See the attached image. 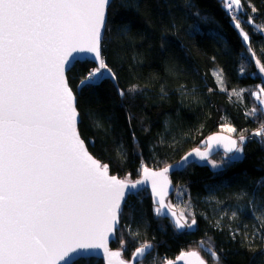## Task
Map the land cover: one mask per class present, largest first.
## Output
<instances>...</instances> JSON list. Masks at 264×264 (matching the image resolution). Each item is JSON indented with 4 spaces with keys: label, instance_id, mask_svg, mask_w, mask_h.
Listing matches in <instances>:
<instances>
[{
    "label": "trees",
    "instance_id": "trees-1",
    "mask_svg": "<svg viewBox=\"0 0 264 264\" xmlns=\"http://www.w3.org/2000/svg\"><path fill=\"white\" fill-rule=\"evenodd\" d=\"M121 2L113 0L102 43L103 59L115 80L77 93L79 131L94 157L108 164L112 174L137 179L145 166L161 169L203 147L207 137L225 125L246 139L238 161L222 158L219 170L208 161L199 162L172 175L176 189L185 190L186 213L196 218L193 229L178 232L169 220L156 216V206L144 190L126 200L124 231L111 247L130 259L136 248L153 244L145 264H164L197 250L212 264L200 251L199 242L205 241L221 264H264V228L258 229L256 219L264 215V112L252 94L262 80L252 75L256 67L242 56L240 33L221 0H123L125 7ZM242 4L241 27L259 56L264 36L254 25L264 26V0ZM249 16L253 24L247 23ZM121 24H127L130 33L119 32ZM95 68L94 63L75 64L68 73L74 92L81 77ZM133 87L136 91L130 93ZM242 89V96L232 94ZM257 131H263L261 136L254 135ZM257 231L249 247L245 236ZM78 264L103 262L94 258Z\"/></svg>",
    "mask_w": 264,
    "mask_h": 264
},
{
    "label": "snow or ice",
    "instance_id": "snow-or-ice-1",
    "mask_svg": "<svg viewBox=\"0 0 264 264\" xmlns=\"http://www.w3.org/2000/svg\"><path fill=\"white\" fill-rule=\"evenodd\" d=\"M221 3L241 35L242 56L257 69L252 75L261 77L262 84L252 94L264 105V48L258 56L241 27L242 0ZM112 6L113 0H0V264H78L94 259L101 251L112 264L111 258L121 252H110L108 242L110 237L116 241L117 233L124 231L121 216L126 190L127 195H136L138 186L146 181H151L158 198L153 210L156 216L167 217L177 230L196 225L195 216L189 223L165 204L169 172L187 167L193 153L161 171L145 166L144 178L131 182L109 175L108 164L90 154L81 137L77 93L98 87L106 79L115 80L101 54L102 34L108 31ZM121 7H125L123 0ZM247 23L253 24L251 16ZM261 28L264 26L254 25L255 32L264 36ZM117 30L128 34L131 29L121 24ZM76 63H96L97 67L81 77L74 92L66 73ZM244 69L241 64V75ZM244 91L232 90V94L242 96ZM224 131L234 133L236 129L225 125ZM254 135L259 137L261 132ZM211 140L223 147L226 156L233 154L227 161L242 157L243 134L238 140L222 135ZM89 143L94 146V141ZM194 155L208 160V154L199 149ZM211 166L218 167L214 162ZM173 191L185 194V190ZM256 219L260 221L258 229L264 228V215ZM257 235L259 231L245 236L249 247ZM151 247L145 243L136 248L134 264H140L139 258ZM206 251L213 264H220L211 246ZM186 256L196 264H205L196 251L179 259Z\"/></svg>",
    "mask_w": 264,
    "mask_h": 264
},
{
    "label": "water",
    "instance_id": "water-1",
    "mask_svg": "<svg viewBox=\"0 0 264 264\" xmlns=\"http://www.w3.org/2000/svg\"><path fill=\"white\" fill-rule=\"evenodd\" d=\"M104 37H105V33L102 34V41H101V54H102V58H103V53H102V43H103ZM73 55H75V53H73ZM80 59H82V60H83V59H90V57H81ZM94 64H95L96 67H97V64H96V63H94ZM66 74L68 75V73H66ZM78 111H79V110H78ZM80 121H81V116H80ZM79 125H80V123L78 124V129H79ZM217 135H222V136H225V137H231V138H233V139H237V140H238V138H237L235 135H231V134H229V133H227V132H224V131H219V132H216V133L211 134L209 137H207V139H206V141H205V146H203V147H196V148L190 150L189 152H187V153L184 155V156H187L189 153H193V156L189 157L190 164H189L188 166H190V165H192V164H195V163H199V162H206V161H209L211 158H213V157H214L215 155H217L218 153H220V152H223V153H224V149H223V147H222L221 145H218L216 142H214V141L211 140V137H213V136H217ZM82 139H83V138H82ZM263 140H264V136H263ZM86 146H87V144H86ZM197 149H199L201 152H205V153H207V154H208V160H201L198 156H195L194 153H195V150H197ZM88 150H89V149H88ZM89 152H90V151H89ZM90 154H92V153L90 152ZM92 155H93V154H92ZM228 155H231V154H228ZM93 156H94V155H93ZM184 156H183V157H184ZM183 157H182V158H183ZM95 158H96V157H95ZM182 158H181L179 161H177V162H175V163H173V164H170V165H168V166H169L170 168L173 167V166H175L176 164H178V163L181 162ZM96 159H97V158H96ZM108 166H109V165H108ZM188 166H187V167H188ZM187 167H185L184 169H178V170L170 171V172H169L168 175H169V179H170V181H171V184L169 185V188H168V191H167V195L165 196V204H166V205H169V206H170V204H169V199H170V198L173 196V194H174L173 189H176L175 184L173 183L172 175H173L174 173H176V172H181V171L185 170ZM163 168H164V167H163ZM163 168H161V169L149 168V170H150V171H161ZM109 175H114V174H112V172H111V167H110V166H109ZM115 176H116L118 179L128 180V181H131V182H135V181H137V180H140V179H143V178H144V177H143V170H142V173H141L140 177L137 178V179L121 178V177H119V176H117V175H115ZM138 187H139V192L144 191V190H148L149 193H150V196H151V198H152V202H153V204H154L155 206H157V204H156V200H157L158 198H157V197L155 196V194L152 192V189H151V181H146V182H145V185H143V186H138ZM139 192H138V193H139ZM128 197H129V195H127V190H126L125 202H126V200L128 199ZM125 202L122 203V209H123V207H124ZM170 207H171V206H170ZM171 210L174 211V212L177 214V217H180L179 212H178L177 210L173 209L172 207H171ZM160 218H163V219H167V220H169L167 217H160ZM169 221H170V220H169ZM171 224H172V223H171ZM172 225H173V224H172ZM173 227H174V226H173ZM186 229H187V228H185L184 230H177V229H176V230H177L178 232H184ZM113 242H115V241H113V240L111 239V237H110V238H109V242H108L109 251H110V252L120 251V252H121V255H120L119 257H112V258H111V260H112V264H120L121 261H123L124 264H134V262H133V260H132V257H133V255H134V253H133V255L131 256L130 259H126V258L123 256V252H122L121 250H119V249H117V248H112V247H111V245H112ZM151 245H152V247H151L150 249H148V250L145 252L144 256H142V257L139 258L140 263L143 262V261L147 258V256H149V255L152 253V251L154 250V245H153V244H151ZM192 251H196V252L199 253V251H197V250H191V251L183 252V253H181L180 255H178L175 259L170 260L171 264H196V261L194 260V258H191V257H188V256H186L184 260H180V259H179V257H180L182 254L189 253V252H192ZM199 254H200V253H199ZM200 256H201L202 259H204V258L202 257L201 254H200ZM95 259L101 260V261L103 262V264H108V259H109V258H108L106 255L102 254V251H101V252H98V253L96 254ZM204 260H205V259H204ZM167 262H168V261H167ZM167 262H165L164 264H167ZM205 264H208V263L205 261Z\"/></svg>",
    "mask_w": 264,
    "mask_h": 264
},
{
    "label": "rangeland",
    "instance_id": "rangeland-1",
    "mask_svg": "<svg viewBox=\"0 0 264 264\" xmlns=\"http://www.w3.org/2000/svg\"><path fill=\"white\" fill-rule=\"evenodd\" d=\"M257 90V88L254 90V92ZM255 96V95H254ZM261 99H264V94H261ZM259 101V103H260V100H258ZM260 106H261V108H262V110H263V112H264V105H262L261 103H260ZM222 130L224 131V127L222 128ZM224 132H226V131H224ZM261 133L263 132V131H260ZM227 133H229V132H227ZM229 134H231V135H235V136H237L236 135V132H234V133H229ZM238 138V137H237ZM245 139H246V137H245ZM204 146H205V144H203ZM220 153H223V152H220ZM219 154V153H218ZM217 154V155H218ZM217 155H215L213 158H215ZM231 155H233V154H231ZM231 155H228L227 154V156H231ZM227 156H226V154L225 153H223L222 155H220V156H217L215 159H213V158H211L209 161H208V163L210 164V166H211V162H214V163H216L217 165H218V167L217 168H213L212 166V168L213 169H215V170H219L220 168H221V165H222V163L221 162H219V161H221V159L223 158V159H225V160H227ZM174 194H175V200H172L171 198L169 199V204H170V206L173 208V209H175V210H177L178 212H179V215L181 216V214H183V219H187L188 220V222L190 223V221H191V218H190V216H188V214L186 213L187 211H188V206L186 207V205H185V201L183 200V195L181 196V195H178L177 193H175L174 192ZM173 194V195H174ZM186 204H188V203H186ZM189 206H191L190 204H189ZM192 213L194 212V211H191ZM191 214V213H190ZM225 214H227V212H225ZM195 227V225L193 226V228ZM192 228V229H193ZM123 244H125V243H123V241L121 242V245H123ZM209 247V245H203L202 246V249L200 250V249H198V250H200L201 252H205L209 257H210V254L206 251V249ZM149 256H147V258H148ZM146 258V259H147ZM145 259V260H146ZM210 259H211V257H210ZM144 260V261H145ZM211 261H212V259H211ZM140 264H145L144 262H142V263H140ZM212 264H213V261H212ZM220 264H221V262H220Z\"/></svg>",
    "mask_w": 264,
    "mask_h": 264
},
{
    "label": "flooded vegetation",
    "instance_id": "flooded-vegetation-1",
    "mask_svg": "<svg viewBox=\"0 0 264 264\" xmlns=\"http://www.w3.org/2000/svg\"><path fill=\"white\" fill-rule=\"evenodd\" d=\"M119 250H121L123 253H124V251L122 250V249H119ZM203 257V256H202ZM204 259H205V257H203ZM205 261L208 263V264H210L208 261H207V259H205ZM144 262V261H143ZM142 263V262H141Z\"/></svg>",
    "mask_w": 264,
    "mask_h": 264
}]
</instances>
